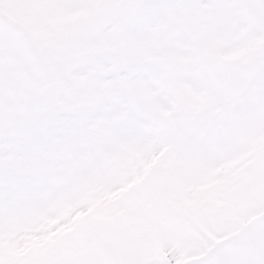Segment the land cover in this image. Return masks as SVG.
<instances>
[{"label": "snow or ice", "instance_id": "1", "mask_svg": "<svg viewBox=\"0 0 264 264\" xmlns=\"http://www.w3.org/2000/svg\"><path fill=\"white\" fill-rule=\"evenodd\" d=\"M0 264H264V0H0Z\"/></svg>", "mask_w": 264, "mask_h": 264}]
</instances>
